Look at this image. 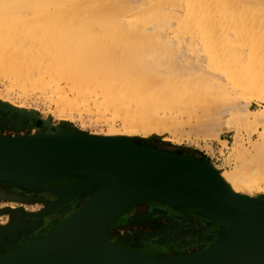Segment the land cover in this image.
Masks as SVG:
<instances>
[{
  "label": "bare ground",
  "instance_id": "6f19581e",
  "mask_svg": "<svg viewBox=\"0 0 264 264\" xmlns=\"http://www.w3.org/2000/svg\"><path fill=\"white\" fill-rule=\"evenodd\" d=\"M112 41L120 43L109 47L106 43ZM168 54L172 56L169 55L171 63L165 62L162 57ZM123 61L129 62L131 71L120 70L119 64ZM5 78L10 79L9 86L6 89L0 87V99L12 107L24 108L17 103L15 96L31 92L28 89L44 90L52 97V93L55 94L56 100L50 99L61 104L60 107L54 101L60 107L57 109L63 107L65 112L84 104L90 108L89 112L85 111L88 113L95 112L91 109L114 111L117 114L115 118H121L124 129L143 122L140 127L144 128L145 136L153 130L156 133L149 134L151 139L146 138L144 141L147 144L142 145L160 149L159 128L165 124L160 128L161 132L174 129L171 120L166 121L169 117L164 115L166 118H162L159 113L160 103L167 102L169 98L164 92V84L168 81H177L184 86V89L180 86L183 90L193 96L194 101L189 104L191 107L203 102L223 106L236 97V91L252 93V96H257L254 93L258 92L257 98L264 100V0H0V80L4 82ZM215 89L218 92L212 95ZM180 90H175L167 103L180 104L189 112L190 106L182 102ZM244 102L238 101L234 106L237 108L234 115L241 117L242 110L264 126V104L259 111L249 115ZM79 107L75 111L81 113L83 107ZM24 111L27 113L29 110ZM165 121L172 127L167 128L170 124L166 126ZM213 125L216 127L215 123L211 124L212 127H206V132L217 133L219 124L217 129ZM124 129L111 124L108 133L94 135L103 138H128L133 135ZM259 138L251 141L248 151L239 156L243 165L238 164L240 166L234 167L231 172L210 161H205L203 165L233 193L260 198L262 192L253 196V191H259L264 186V132ZM73 147L68 150L77 153L73 155L88 153L80 146ZM95 148L91 149L99 153ZM178 155L185 162L202 158L187 152H179ZM5 183L2 180L0 185ZM69 188L59 187L67 192L72 189ZM111 196L96 187L81 193L78 197L81 204L72 209V215L90 218V215L107 206ZM72 200L64 201L58 210L73 205L70 203ZM148 201L167 210L183 206L165 197H154ZM133 206L103 231L104 240L110 242L105 237L107 231ZM47 216L37 220H44ZM60 227V224L55 225L44 236L55 233ZM241 231L247 234L236 244L238 254L225 264H264V227L247 226ZM5 239H1L0 246L6 244ZM33 242L35 240L28 245ZM217 243L218 238H213L208 247ZM100 244L98 235L94 234L90 245Z\"/></svg>",
  "mask_w": 264,
  "mask_h": 264
},
{
  "label": "water",
  "instance_id": "95a60500",
  "mask_svg": "<svg viewBox=\"0 0 264 264\" xmlns=\"http://www.w3.org/2000/svg\"><path fill=\"white\" fill-rule=\"evenodd\" d=\"M103 143L106 148L102 147ZM73 146H80L88 153L73 155L77 153L68 152ZM56 153L61 154L51 156ZM178 154L125 138H103L73 130L37 136L0 134V182L5 181V185L41 189L43 185L74 175L78 183L71 189L73 193L81 194L96 187L112 195L107 206L90 218L70 216L55 233L8 253L0 258V264L230 262L238 254L235 248L239 238L247 234L241 230L247 226L264 227V195L251 198L235 194L205 168L203 163L208 159L199 155L202 157L199 160L185 162ZM154 197L173 199L217 222L218 243L186 255L155 257L103 239V231L122 212ZM63 203L51 207L56 209ZM51 207L33 216L37 219L47 216L53 210ZM13 233L12 225H0V241ZM94 234L98 235L100 245H90Z\"/></svg>",
  "mask_w": 264,
  "mask_h": 264
},
{
  "label": "rangeland",
  "instance_id": "374dc122",
  "mask_svg": "<svg viewBox=\"0 0 264 264\" xmlns=\"http://www.w3.org/2000/svg\"><path fill=\"white\" fill-rule=\"evenodd\" d=\"M108 43L109 42L106 44L111 47L112 44V46L117 45L120 41H112L110 42L111 44L109 43L110 45ZM196 45L198 47V44ZM169 55L171 56V54L162 56L167 63H171L169 61H171L172 56L170 57ZM127 62L123 61L119 64L120 70H132L130 69L129 62L126 64ZM180 78L182 79L183 77ZM5 79L4 82L3 79L0 80V83L3 82V84H0V87L3 89H6L9 86H7V84H9L10 79ZM183 80L184 79H182V81ZM165 85L166 88L164 92L166 95H169L168 99L171 98L170 96L173 95L175 90L179 91V89H181L180 92L183 95L181 97L183 99L182 102L186 105L188 103L189 105L194 101L193 96H191L186 89L183 90L184 86L177 83V81H168L164 84V87ZM180 86H183V89ZM15 89L19 91V88L15 87ZM17 91H15L14 94H16ZM28 91L31 92L21 94L19 97L15 96L17 103L23 105L26 111L29 110L27 113L24 111L25 109L23 107H12L7 102L0 99L1 135L9 137H15L17 135L37 136L43 133L55 135L66 129L97 136L94 134L108 133L111 124L118 129H124L121 118H115V115L117 114L114 111L107 110L108 112H106L104 109L102 110V112H104L101 117V110L97 111V109H91L92 111L95 110V112L88 113L90 108L88 109L87 105L86 107L82 104L80 105L81 108L83 107L80 111L81 113H79L78 110L77 112L75 111L79 106L72 108L73 110H70V112H68L69 110L65 112L66 110L63 109V107V110L57 109L62 105H59L58 102L55 101L54 93H52V95H54L52 97L50 96L51 94L48 95L49 92L44 93V90L38 91L36 89L35 91L33 89L32 91V89H28ZM209 91L207 90V92ZM40 92L41 94H44H42V96L45 98L41 96ZM207 92L206 94H208ZM216 92H218V89L213 90L214 94L212 95H215ZM211 93L209 95H211ZM235 93L236 97L226 101L223 106H217L216 104L212 105L207 102H203L204 104L199 105L198 102H196L198 106L193 107L194 104H192L193 108L191 105H189L190 107L187 106L189 107L188 109L191 110L189 112L181 108L180 104L167 103L168 99L167 102L164 103L163 101L160 103L161 106L159 107V113L161 117H169V120H165L169 122L171 120L174 129H165L168 132L165 130L161 132L162 129L160 130V128H163L165 124L163 127L159 128V148L176 152H187L189 154L195 153L194 155L197 154L198 156L201 155L226 172H231L234 167L240 166V163L243 165L241 157L248 151L249 143L251 141L260 139L259 135L264 132V126L259 124L254 117H248V114L245 115L246 113L239 108L238 110L241 111V117H236L234 111H236L237 108L235 109L234 106L237 105L238 101L242 103L245 101L247 103L245 104L247 112L251 115L263 107L264 100L257 98L259 97L258 92L254 93L257 94V96H252V93L247 92H245V94L244 91H238V93L236 91ZM48 96L49 98H47ZM51 97L55 99H53V102L52 99H50ZM54 101L60 107L55 104ZM11 108H15V110ZM163 108L166 109L164 110ZM59 110H62L63 112H59ZM86 110L88 112H85ZM161 110L166 114L162 113ZM162 114L166 117H163ZM62 119L67 120L63 121ZM169 122H166V126L170 124ZM140 123L142 124L143 122ZM140 123L138 125L135 124L136 126L132 128L129 127V129L126 127L124 130L133 135H129L131 137L125 138L140 145L147 144L144 140L151 137L150 135L154 132L156 133V130L151 131V129V132L147 134L148 136H145V130H143L144 128H141L143 125ZM214 123L216 124V127L219 124L218 131H216L217 133L209 134L206 132V127H212L211 124ZM169 127H172L171 124L167 128ZM213 127H215V125H213ZM112 128L113 127H111V129ZM162 137L166 138V140ZM150 139L151 138H149V140ZM245 157L247 158V156H244L243 158ZM18 190H21L22 192H32L33 194L38 195V197L28 198V196H25V194L20 193ZM43 192H51L52 194L51 196H48L42 194ZM73 192L74 191L70 192L69 190L68 192L67 190L61 191L59 188H48L46 185L41 189H35L32 191L22 186L12 187L3 184L0 185V225L10 224L14 227L13 235L7 236L5 239L6 244L0 246V257L36 240L44 233L46 234L49 232L55 225L66 221L74 212L72 209H75L81 204L79 203L81 194L79 195ZM259 194L264 195V186H262L259 191L256 189L253 191V196H258ZM75 195H78L77 198L71 202L75 206L70 210L67 211L66 206L62 207L61 210L57 209L56 215H54L53 212L41 221L33 216V213L49 208L54 204L64 201L66 202V198L70 199L73 198V196L75 197ZM186 207L187 206H179V208L167 210L158 205L150 204L148 206V204L143 201L141 204L133 206L127 211V213H124L123 217L121 216L122 219L121 217L119 218V220L107 231L105 237L110 242H115L116 244L123 246L131 245L138 249L153 252L158 256H180L199 251L208 247L212 239L217 237L218 224L217 222L196 214L190 207H187L189 208L187 210ZM163 249H166L167 252Z\"/></svg>",
  "mask_w": 264,
  "mask_h": 264
},
{
  "label": "flooded vegetation",
  "instance_id": "af4514ba",
  "mask_svg": "<svg viewBox=\"0 0 264 264\" xmlns=\"http://www.w3.org/2000/svg\"><path fill=\"white\" fill-rule=\"evenodd\" d=\"M78 183V179H77V177H75V176H70V177H68V178H63V179H60V180H58V181H55V182H51V183H48V184H46V186L48 187V188H59V187H64V188H69V189H71V188H73L76 184ZM20 193H23V194H25V196H28V198H37L38 197V195H36V194H33L32 192H22L21 190H18ZM42 194H44V195H48V196H51V192L49 193V192H43ZM75 198H77V195H75V197L73 196V198H66L65 200H66V202H69V200H74ZM72 202V201H71ZM70 202V203H71ZM70 203H68V204H70ZM142 203V202H141ZM141 203H139V204H141ZM145 203H147L148 204V206L151 204V205H158V206H160V207H162V205H160V204H157V203H155V202H152V201H145ZM60 206L61 205H59V206H57V208L54 210V215H56L57 214V209H60ZM71 206V207H70ZM75 205H67L66 206V210L68 211V210H70L72 207H74ZM163 208V207H162ZM186 209L188 210L189 208H187L186 207ZM191 210V209H190ZM125 213H127V212H125ZM124 215V214H123ZM123 215H122V217H123ZM59 217V216H58ZM122 217H121V219H122ZM56 218V217H55ZM59 224H61V223H59ZM54 225V224H53ZM52 226V225H51ZM45 235V233L42 235V236H44ZM42 236H40V237H42ZM39 237V238H40ZM127 246H129V247H132V248H136V247H134V246H131V245H127ZM136 249H138V248H136ZM138 250H140V251H143V252H145V253H147V254H149V255H154V256H158V255H155V253H153V252H148V251H145V250H143V249H138ZM164 251H166V249H163ZM167 252V251H166ZM168 256H170V255H168ZM171 256H176V255H171Z\"/></svg>",
  "mask_w": 264,
  "mask_h": 264
}]
</instances>
